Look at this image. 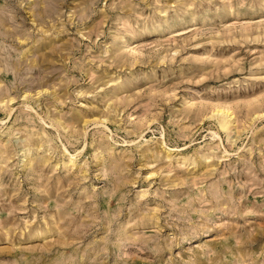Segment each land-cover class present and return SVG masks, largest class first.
Segmentation results:
<instances>
[{
	"label": "rangeland",
	"instance_id": "rangeland-1",
	"mask_svg": "<svg viewBox=\"0 0 264 264\" xmlns=\"http://www.w3.org/2000/svg\"><path fill=\"white\" fill-rule=\"evenodd\" d=\"M0 264H264V0H0Z\"/></svg>",
	"mask_w": 264,
	"mask_h": 264
}]
</instances>
